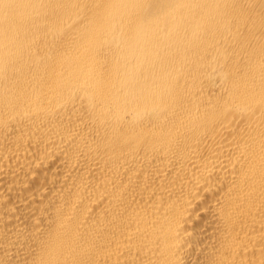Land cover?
<instances>
[{"label": "bare ground", "instance_id": "6f19581e", "mask_svg": "<svg viewBox=\"0 0 264 264\" xmlns=\"http://www.w3.org/2000/svg\"><path fill=\"white\" fill-rule=\"evenodd\" d=\"M0 264H264V0H0Z\"/></svg>", "mask_w": 264, "mask_h": 264}]
</instances>
